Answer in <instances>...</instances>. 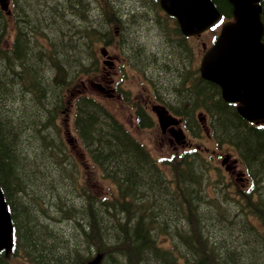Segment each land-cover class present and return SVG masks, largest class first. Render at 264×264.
I'll return each instance as SVG.
<instances>
[{"label": "trees", "instance_id": "16d2710c", "mask_svg": "<svg viewBox=\"0 0 264 264\" xmlns=\"http://www.w3.org/2000/svg\"><path fill=\"white\" fill-rule=\"evenodd\" d=\"M110 1L9 0L11 14L0 9V190L12 222L0 264H264V125L249 124L199 77L187 39L167 15L160 17L168 27L156 23L161 39L145 41L153 50L127 41V58L193 137L203 130L195 112L206 116L209 135L235 151L251 189L210 181V161L195 150L158 162L82 93L73 126L86 163L72 152L62 116L84 77L98 72V45L113 44L101 20L118 23L129 12ZM212 1L232 18L227 0ZM261 7L264 23V0ZM145 10L139 31L153 15L159 20L157 3ZM91 166L113 186L108 195L95 192Z\"/></svg>", "mask_w": 264, "mask_h": 264}, {"label": "water", "instance_id": "95a60500", "mask_svg": "<svg viewBox=\"0 0 264 264\" xmlns=\"http://www.w3.org/2000/svg\"><path fill=\"white\" fill-rule=\"evenodd\" d=\"M233 19L222 22L211 46L203 53L201 78L220 89L225 102L237 103L238 114L250 123L264 122V25L260 19L261 0H227ZM165 13L175 18L184 36L209 29L221 19L211 0H159ZM6 13L7 4L0 0ZM175 119L160 120L161 128ZM10 215L0 192V250L11 235Z\"/></svg>", "mask_w": 264, "mask_h": 264}, {"label": "rangeland", "instance_id": "374dc122", "mask_svg": "<svg viewBox=\"0 0 264 264\" xmlns=\"http://www.w3.org/2000/svg\"><path fill=\"white\" fill-rule=\"evenodd\" d=\"M115 1L119 2V0ZM119 4L121 3L119 2ZM141 10L142 9L138 8V11ZM134 20H136L134 23H128L126 18L123 19L124 27L126 26V32H124L125 41H133L134 46L153 50L147 43H155V41L158 42L161 39V37L157 35V27L154 26L155 28H147L143 26V30L139 31L138 28L140 27L139 24L141 22H139L138 17L132 19V21ZM153 22L154 20H150L148 24H152ZM214 33L215 31H208L202 33L199 36L188 39V43L194 52L196 60V63L193 67H195L199 62L198 59L203 52V46L207 47L211 44ZM142 37L143 40H141ZM145 41H147V43ZM106 51L109 57L105 55L103 58L101 56L100 62L103 63L104 60L109 61L111 62L110 65L103 64V68L100 67L99 69L100 72L98 71L92 76L84 77L81 88L85 87L84 91L87 93V95H91L95 99L99 100L110 112H112L114 116L120 122H122L124 127L131 133V135L141 142L158 162H161L162 159L169 157L171 153L197 148L200 149L201 154L210 161L208 168L210 179H212L213 176L216 177L219 174L224 179L229 181L230 185H233L232 187L236 192L238 189L245 188V175L238 173L239 167L241 169L240 171H242L243 168L240 163L238 168L234 166L235 164L233 163V161H239L233 149L222 146L223 151L228 153V156H220L218 152L219 149H217L214 140L210 137H207L208 135L204 132H202L200 137L194 138L184 129L183 132L185 137L179 139L178 142H176L168 132L162 133L157 124L156 116L151 112L150 109L151 104L148 101L149 97L152 101H154V98L150 94V89L147 82L137 75L135 76V72L129 68L126 63H123V58L116 52V48L114 46L106 47ZM91 83L94 85L100 84L105 89H111V96L107 97L101 95V93L97 91V87L91 85ZM137 105L147 109L150 113L153 119V125L151 127L145 128L139 126L136 116L134 115V110ZM64 117L66 118L65 122L67 123L66 130L70 132V136L75 138L76 134L73 126L72 113L70 112L67 116L63 115L62 118ZM71 150L83 161V163H86L87 159H85L80 146H77L76 140H74ZM211 155L214 157L212 160ZM223 157L224 160L222 159ZM222 160L223 167L220 165ZM85 165L86 164H83L84 168ZM230 170H232V172H230ZM88 172V176L92 178V185L97 194L108 195V193L113 191V186L111 183L100 178L99 171H96L92 167V169H90ZM210 181L213 182V180ZM224 182L226 183V181ZM220 183H223V181ZM209 187V194L210 196H213L215 185L212 186L209 184ZM231 190L232 188H230V191ZM231 197H235V195H231ZM214 230H218V228L215 227ZM217 233L220 234V232Z\"/></svg>", "mask_w": 264, "mask_h": 264}, {"label": "flooded vegetation", "instance_id": "af4514ba", "mask_svg": "<svg viewBox=\"0 0 264 264\" xmlns=\"http://www.w3.org/2000/svg\"><path fill=\"white\" fill-rule=\"evenodd\" d=\"M114 1V2H112ZM119 2L121 3V5L124 6V11L129 10L128 14L125 15V13L123 14V16L121 15L120 20L118 23H116L117 27H112L111 23L109 20H106L102 25H99L100 28L103 31H112V37L113 40L116 41V52L121 56L122 54V49H123V43L125 41L124 39V32H126V26L124 27V23H123V19L126 18V21L128 23H134L136 20L132 21V19H134L135 17L141 16V13L145 12V8L148 9H152L153 4L157 3L159 5V0H119ZM119 2H116L115 0H111L110 3H116L119 4ZM138 8L144 10V11H138ZM157 14H159L158 12H156ZM162 14V13H161ZM105 18H111L110 15L105 16ZM152 20H154V22L152 24L149 25H145V27L147 28H155L154 26L157 27V24L162 28L165 29L167 20H161L159 22V20H155L154 15L151 18ZM157 23V24H156ZM161 23V24H160ZM164 23V25L162 24ZM156 30V29H155ZM166 37L168 38V35L166 34ZM199 60V59H198ZM121 62V61H120ZM198 66V64H197ZM135 72V76L137 74V69H132ZM139 77V76H138ZM149 85V89H150V94L153 96L154 101L151 100V98L149 97V103L151 104V112L156 116V119L164 121L166 120V116H173L177 119L178 124L177 125H170L169 127H167L166 129L161 130L162 133L168 132L169 134H171V136L173 137H178L179 138V131L180 128L183 127L182 124V117L175 115L170 109L169 106L163 102L160 103L158 100H156V97L154 96L152 87L149 83H147ZM167 98V97H166ZM164 101H167V99H165ZM135 113L134 115L136 116V118H140L138 116V112H141L143 117L145 118V120H150L153 121L150 113L148 112L147 109L141 107V106H136L135 107ZM199 113V111H196L195 114L197 115ZM219 154L220 156H228V153L224 152L222 148L219 149ZM212 156V155H211ZM213 157V156H212ZM224 160V157L222 158ZM223 160L220 162V165L223 167ZM233 163L235 164L234 166H236L237 168L239 167V162L238 161H233ZM236 169V168H235ZM237 170V169H236ZM239 174H244L245 178L244 181L246 183L245 188L246 190H249L251 187H249L247 185V179H246V172L244 170L240 171V167H239ZM230 172H232V170H230ZM226 182H228L225 179ZM248 213L249 215V211L246 212V214ZM259 231V230H258ZM261 232V231H260Z\"/></svg>", "mask_w": 264, "mask_h": 264}]
</instances>
